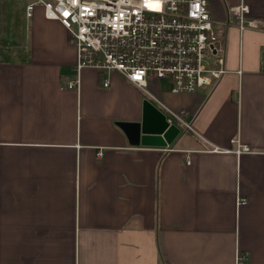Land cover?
Listing matches in <instances>:
<instances>
[{"label": "crops", "instance_id": "1", "mask_svg": "<svg viewBox=\"0 0 264 264\" xmlns=\"http://www.w3.org/2000/svg\"><path fill=\"white\" fill-rule=\"evenodd\" d=\"M207 2L225 73L194 93L152 78L147 95L90 68L67 88L63 25L37 8L29 46L18 33L12 48L22 6L0 0V264H264V29L240 32L227 11L243 2L264 18V0ZM152 98L191 129L165 148L130 146L115 122L139 120L144 99L167 116Z\"/></svg>", "mask_w": 264, "mask_h": 264}, {"label": "built area", "instance_id": "2", "mask_svg": "<svg viewBox=\"0 0 264 264\" xmlns=\"http://www.w3.org/2000/svg\"><path fill=\"white\" fill-rule=\"evenodd\" d=\"M22 2L25 19L40 8L45 19L58 21L66 29L76 52V79L68 82L69 89L78 90L80 72L85 68L105 73L104 87L109 86V74L116 72L147 95V82L152 78L168 80L174 94L194 93L214 88L225 73L219 37L222 24L211 19L207 0ZM227 11L240 32L264 29V18L250 17L243 2L228 5ZM162 107L170 123L191 129L180 114ZM232 142L237 155L249 151L238 140ZM245 203V199L238 200V205ZM242 257L236 254L235 264H241Z\"/></svg>", "mask_w": 264, "mask_h": 264}, {"label": "water", "instance_id": "3", "mask_svg": "<svg viewBox=\"0 0 264 264\" xmlns=\"http://www.w3.org/2000/svg\"><path fill=\"white\" fill-rule=\"evenodd\" d=\"M130 146L165 148L180 134V128L170 123L166 115L151 101L144 99L140 119L116 121Z\"/></svg>", "mask_w": 264, "mask_h": 264}, {"label": "rangeland", "instance_id": "4", "mask_svg": "<svg viewBox=\"0 0 264 264\" xmlns=\"http://www.w3.org/2000/svg\"><path fill=\"white\" fill-rule=\"evenodd\" d=\"M18 1H19V4L22 6L20 9V12H21L20 18H19V16L17 17L18 13L14 14V19H16L15 20V25H16L15 28L16 29H15L14 33H12V35H10V36H7L6 37L7 40H5L8 45H12V48H13V44L17 42V38H18L17 34L18 33H19V36L21 37L18 39L22 40V42H24V41L27 42L23 46H26V47L29 46L28 45L29 44V35H30L29 29H31V24H30V20H27L24 18V14H23L24 5H23L22 0H18ZM54 30H55V33L57 35H59L62 45L67 44V45L71 46L69 39H68V34H67L66 29H64L61 25H59L57 27H54ZM8 39H9V41H8ZM22 50H23V48H22ZM6 51L3 47L0 48V58L1 59H3V56H5L4 54L6 53ZM24 55H28V54H24ZM23 59H29V58H28V56H26ZM62 69H63L62 71H65V73L71 72V67H63ZM161 85L164 86L165 83L162 82ZM162 88H165V87H162Z\"/></svg>", "mask_w": 264, "mask_h": 264}]
</instances>
